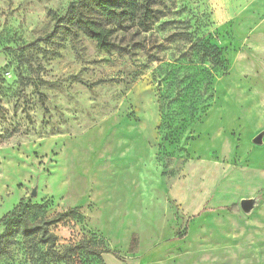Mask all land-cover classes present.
Segmentation results:
<instances>
[{"label":"rangeland","instance_id":"rangeland-1","mask_svg":"<svg viewBox=\"0 0 264 264\" xmlns=\"http://www.w3.org/2000/svg\"><path fill=\"white\" fill-rule=\"evenodd\" d=\"M71 2L0 0V219L76 209L57 253L18 237L0 264H264V0H160L111 51L81 32L33 45ZM161 90L182 93L172 121Z\"/></svg>","mask_w":264,"mask_h":264},{"label":"trees","instance_id":"trees-1","mask_svg":"<svg viewBox=\"0 0 264 264\" xmlns=\"http://www.w3.org/2000/svg\"><path fill=\"white\" fill-rule=\"evenodd\" d=\"M160 0H72L67 11L63 14H55L54 26L45 35L37 37L32 44L53 43L61 36H75L79 32L90 37L97 42L100 49L111 51L117 47L113 40V35L117 29H123L129 25H135L143 31L149 28L159 19L158 4ZM185 38L190 40L191 34L183 32ZM180 35V34H178ZM182 35V34H181ZM180 37V36H178ZM191 47L196 49L198 60L202 63L209 60L215 65H223L221 50L208 41L198 38L191 43ZM30 67L41 80L38 68L31 61ZM183 78L175 76L168 85H179ZM211 82H207L210 86ZM36 86H38L35 83ZM166 91L161 90L159 95V109L162 121L167 118L172 121L176 111H170V104L180 99L179 91L175 97H169ZM198 92V91H196ZM44 100V96L41 95ZM170 112V113H169ZM161 123L159 129L164 123ZM230 212L237 211V205L227 206ZM46 205L44 203L22 202L13 211L7 213L0 219V227L4 224L0 233V260L6 255L12 245L17 242L18 237H37L39 243L45 244L47 248L57 253L55 245L57 235L50 229L52 226L76 213V209L59 212L53 217H45ZM92 253L100 252L91 249Z\"/></svg>","mask_w":264,"mask_h":264},{"label":"water","instance_id":"water-1","mask_svg":"<svg viewBox=\"0 0 264 264\" xmlns=\"http://www.w3.org/2000/svg\"><path fill=\"white\" fill-rule=\"evenodd\" d=\"M263 141V135L259 134L258 136H256L253 140V142L255 144H261ZM33 194H36V190H33ZM241 206L244 210H250L252 207V201L251 200H245L241 203Z\"/></svg>","mask_w":264,"mask_h":264},{"label":"crops","instance_id":"crops-1","mask_svg":"<svg viewBox=\"0 0 264 264\" xmlns=\"http://www.w3.org/2000/svg\"><path fill=\"white\" fill-rule=\"evenodd\" d=\"M263 223H264V220H263ZM264 228V227H263Z\"/></svg>","mask_w":264,"mask_h":264}]
</instances>
